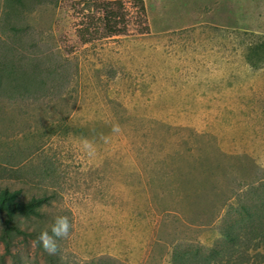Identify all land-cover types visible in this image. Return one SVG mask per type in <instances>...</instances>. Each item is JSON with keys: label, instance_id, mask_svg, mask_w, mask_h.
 Returning a JSON list of instances; mask_svg holds the SVG:
<instances>
[{"label": "rangeland", "instance_id": "obj_1", "mask_svg": "<svg viewBox=\"0 0 264 264\" xmlns=\"http://www.w3.org/2000/svg\"><path fill=\"white\" fill-rule=\"evenodd\" d=\"M107 1L24 0L17 36L0 1V187L53 194L57 264H173L177 243L218 239L219 193L264 176V61L246 59L264 0H120L113 36ZM11 250L3 264H48L32 239Z\"/></svg>", "mask_w": 264, "mask_h": 264}, {"label": "trees", "instance_id": "obj_2", "mask_svg": "<svg viewBox=\"0 0 264 264\" xmlns=\"http://www.w3.org/2000/svg\"><path fill=\"white\" fill-rule=\"evenodd\" d=\"M0 1L5 8L4 16L13 20L10 29L15 36L19 35L22 29L18 25V19L26 8L22 6L24 0ZM100 4L102 5L100 20L106 36L125 34L128 24L126 9L122 6V2L114 0ZM140 7L143 10V7ZM144 29H147V25ZM90 39L86 38L84 41ZM246 59L252 66L264 61V36L250 44ZM31 69L30 75L26 71L17 73L19 67L10 62L9 67L3 70L9 75L17 73L23 79L26 73L32 83L54 85L58 84L61 78L63 79L60 70L54 65L46 67L43 76L39 70ZM230 192L223 198L220 193L218 194L219 204L215 206L218 208L210 222L218 223V239L202 249L199 247L190 249L182 243H177L171 254L173 264H218L227 260H231L233 264H260L264 261V176L258 175L257 179L247 186L237 185ZM20 194V189L0 187V243L3 246L0 264H3L4 255L12 254L11 248L18 241H28V239L34 241L48 264H57L53 254L46 252L41 244L36 242L41 231L47 230L51 235L54 219L51 218L50 223L45 226L42 219L46 213L41 208L51 204L53 194L34 195L28 199H20ZM28 220L35 222V226L31 229L22 225Z\"/></svg>", "mask_w": 264, "mask_h": 264}, {"label": "clouds", "instance_id": "obj_3", "mask_svg": "<svg viewBox=\"0 0 264 264\" xmlns=\"http://www.w3.org/2000/svg\"><path fill=\"white\" fill-rule=\"evenodd\" d=\"M70 231V222L67 216H57L54 218V223L51 226V235L47 230L41 231L37 237L38 243L49 254H55L57 251L56 238L67 237Z\"/></svg>", "mask_w": 264, "mask_h": 264}]
</instances>
